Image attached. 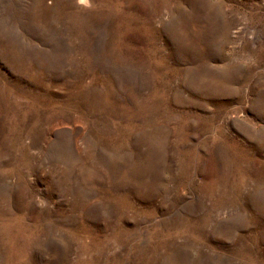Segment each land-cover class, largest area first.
Masks as SVG:
<instances>
[{
	"label": "rangeland",
	"instance_id": "obj_1",
	"mask_svg": "<svg viewBox=\"0 0 264 264\" xmlns=\"http://www.w3.org/2000/svg\"><path fill=\"white\" fill-rule=\"evenodd\" d=\"M0 264H264V0H0Z\"/></svg>",
	"mask_w": 264,
	"mask_h": 264
}]
</instances>
